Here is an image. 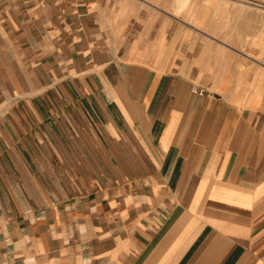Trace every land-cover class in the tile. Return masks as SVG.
<instances>
[{"label":"crops","instance_id":"obj_1","mask_svg":"<svg viewBox=\"0 0 264 264\" xmlns=\"http://www.w3.org/2000/svg\"><path fill=\"white\" fill-rule=\"evenodd\" d=\"M238 55L149 0H0V264H264Z\"/></svg>","mask_w":264,"mask_h":264},{"label":"rangeland","instance_id":"obj_2","mask_svg":"<svg viewBox=\"0 0 264 264\" xmlns=\"http://www.w3.org/2000/svg\"><path fill=\"white\" fill-rule=\"evenodd\" d=\"M149 1L165 6L189 24L201 27L207 35L216 36L228 43L232 52H236L238 56L243 54L242 57L248 62L249 68L255 71L264 70V10H258L259 6L264 5V0H246L249 5L246 7L242 6L239 0H228L227 5L220 6L218 0ZM262 74L264 76V73Z\"/></svg>","mask_w":264,"mask_h":264},{"label":"bare ground","instance_id":"obj_3","mask_svg":"<svg viewBox=\"0 0 264 264\" xmlns=\"http://www.w3.org/2000/svg\"><path fill=\"white\" fill-rule=\"evenodd\" d=\"M236 1H237V0H236ZM239 1H240V4H241L242 6H244V7L249 6L246 0H239ZM218 2H219V3H218L219 6H220V5H227L228 0H226V1H224V2H222L221 0H220V1L218 0ZM208 3H209V2H208ZM214 3H215V2H214ZM238 3H239V2H238ZM205 4H206V3H205ZM215 4H216V3H215ZM230 4H232V3H230ZM256 4H257V3H256ZM219 6H218V7H219ZM208 7H209V6H208ZM208 7H207V8H208ZM229 7H230V6H229ZM233 7H234V6H233ZM233 7H232V9H233ZM238 7H239V6H238ZM238 7H237V8H238ZM256 7H257V6H256ZM258 8H259V9H258L259 11H260V9L264 10V5L259 6ZM209 9H210V8H209ZM232 9H230V10H232ZM249 10H250V9H249ZM256 10H257V9H256ZM253 11H254V10H253ZM223 12H224V10H223ZM236 12H237V10H236ZM232 13L234 14V12H232ZM248 13H249V12H248ZM235 15H237V14H235ZM238 15H240V14H238ZM205 16H206V15H205ZM229 16H231V15H229ZM236 17L239 18V16H236ZM240 17H241V15H240ZM230 19H231V18H230ZM203 20H204V19H203ZM231 20H232V19H231Z\"/></svg>","mask_w":264,"mask_h":264},{"label":"built area","instance_id":"obj_4","mask_svg":"<svg viewBox=\"0 0 264 264\" xmlns=\"http://www.w3.org/2000/svg\"><path fill=\"white\" fill-rule=\"evenodd\" d=\"M194 89L200 93H203V92H208L207 89H205L204 87H194Z\"/></svg>","mask_w":264,"mask_h":264},{"label":"clouds","instance_id":"obj_5","mask_svg":"<svg viewBox=\"0 0 264 264\" xmlns=\"http://www.w3.org/2000/svg\"><path fill=\"white\" fill-rule=\"evenodd\" d=\"M26 264H34V262H27V261H26Z\"/></svg>","mask_w":264,"mask_h":264}]
</instances>
